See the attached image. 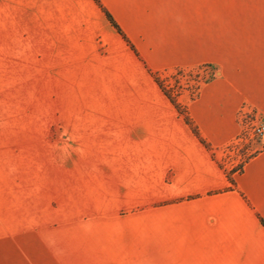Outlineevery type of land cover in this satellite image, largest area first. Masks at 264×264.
Listing matches in <instances>:
<instances>
[{"label":"crops","instance_id":"0c3cea01","mask_svg":"<svg viewBox=\"0 0 264 264\" xmlns=\"http://www.w3.org/2000/svg\"><path fill=\"white\" fill-rule=\"evenodd\" d=\"M98 1L125 38L95 0H0V89L76 91L52 147H0V264H264V148L233 183L214 156L264 121V0ZM199 65L197 135L151 74Z\"/></svg>","mask_w":264,"mask_h":264},{"label":"rangeland","instance_id":"374dc122","mask_svg":"<svg viewBox=\"0 0 264 264\" xmlns=\"http://www.w3.org/2000/svg\"><path fill=\"white\" fill-rule=\"evenodd\" d=\"M210 69H200L199 74L205 76ZM174 70L157 73L158 80L167 91L178 100L189 98L194 85L192 77H173ZM177 81V82H176ZM70 90H8L0 89V147H13L23 150L24 146L39 147L46 141V146L52 147L56 140L55 119L61 112H69ZM183 106V105H182ZM252 118L242 116L243 129L240 135L230 144L214 152L217 162L225 173L232 168H239L252 155L263 148L264 137L255 129L264 121L256 118L253 112H244ZM46 134V138L44 135ZM31 141L29 144L27 141ZM39 140L41 142H39ZM49 151V150H48ZM52 151V149H50ZM6 197L0 191V213L7 209ZM6 206V207H3ZM11 224H19V218L8 220Z\"/></svg>","mask_w":264,"mask_h":264},{"label":"trees","instance_id":"16d2710c","mask_svg":"<svg viewBox=\"0 0 264 264\" xmlns=\"http://www.w3.org/2000/svg\"><path fill=\"white\" fill-rule=\"evenodd\" d=\"M95 1L100 6V8L102 9V11L106 15L107 19L109 20V22L112 24V26L118 31V33L120 35H122L125 38L124 34L122 33V31L120 30L119 26L117 25V23L112 18V16L101 6V4L99 3L98 0H95ZM200 69H205V70L206 69H210V71H209V73L205 74V76H202L198 72V70H200ZM174 71L175 72H174L173 77H175V78H177L178 76H187L189 78L192 77V80L194 81V85L192 86V89L190 90L189 99L196 98L198 96L199 92H200L201 87L204 84L208 83L213 78V76H214V68L211 65H199V66L190 67V68H176V69H174ZM151 75L154 78V80L157 82V84L159 85V87L161 88V90L164 92V94L173 103V105L175 106V108L178 110L179 114L183 117L184 121L191 127L192 131L198 135L196 126L194 125L191 117L189 116V113H188L187 108L185 106H182L181 104H179L174 99V97L167 91V89L160 82V80H158V77L156 76V74L152 73ZM242 116H245L246 118L247 117L248 118H252V117H250V115H247V114H243ZM200 140H201V142L204 145L208 146L206 144V142L202 138H200ZM263 148H264V145H263ZM242 166H240L239 168H232L229 172L226 173V176H227L228 180H230L231 183H233V174L234 173H237V172H241ZM261 221L263 223V220H261Z\"/></svg>","mask_w":264,"mask_h":264},{"label":"built area","instance_id":"2783aa9c","mask_svg":"<svg viewBox=\"0 0 264 264\" xmlns=\"http://www.w3.org/2000/svg\"><path fill=\"white\" fill-rule=\"evenodd\" d=\"M255 131L261 135V137H264V123L260 124Z\"/></svg>","mask_w":264,"mask_h":264}]
</instances>
